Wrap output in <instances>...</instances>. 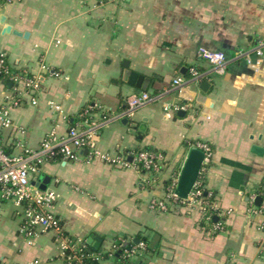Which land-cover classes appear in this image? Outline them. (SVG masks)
Here are the masks:
<instances>
[{
  "label": "crops",
  "instance_id": "1",
  "mask_svg": "<svg viewBox=\"0 0 264 264\" xmlns=\"http://www.w3.org/2000/svg\"><path fill=\"white\" fill-rule=\"evenodd\" d=\"M1 14L13 29L29 33H3L0 23V51H6L9 66L43 82L38 104L23 96L11 110L14 125L0 129L8 153L38 148L51 131L65 135L83 122L86 110L99 118L122 112L132 93L158 95L134 118L98 129L99 152L128 153L132 165L115 166L83 149L79 160H48L35 175L51 176L49 187L59 194L53 211L94 253L136 239L151 251L126 262L104 256L99 264H264V212L255 213L264 202V155L252 151L263 143L264 55L257 70L245 59L230 60L224 74L211 73L183 94L171 89L175 77L191 76L192 67L210 70L201 50L230 56L264 42V0H13ZM124 62L150 78L147 89L123 83ZM206 80L207 92L201 89ZM7 82L0 85V104L13 90ZM177 103L187 109L166 115V106ZM198 142L212 149L201 173L219 220L207 221L198 207L151 211V200L164 197L166 185L179 180ZM141 150L163 152L162 171L135 168L133 156ZM23 213L0 196V264H67L54 232L23 235ZM91 237L101 238L98 247Z\"/></svg>",
  "mask_w": 264,
  "mask_h": 264
},
{
  "label": "built area",
  "instance_id": "2",
  "mask_svg": "<svg viewBox=\"0 0 264 264\" xmlns=\"http://www.w3.org/2000/svg\"><path fill=\"white\" fill-rule=\"evenodd\" d=\"M13 0H0L1 8L5 3ZM109 0H99L104 4ZM264 55V42H260L252 49H239L228 56L221 50H201V56L209 62L211 68L209 71H201L197 67L190 69L191 76L184 79L181 76L175 77L171 84V89L180 94L190 84L199 82L209 76L211 73L224 74L230 60L245 59L249 65L260 67ZM256 56V60H254ZM48 70L47 65H42ZM9 80L13 83V90L7 94L0 104V129L10 128L14 125L11 116V110L18 107L23 102V96H30L33 105L38 104V96L42 88L41 76L30 74L27 69L12 70L8 64L7 53L0 51V85H5ZM167 91V90H166ZM158 95H152L148 91L132 93L127 97L125 109L118 114H103L99 118L93 116V112L86 110L81 113L83 122L71 127L65 135H58L51 131L42 140L41 145L36 149H25L23 153L10 154L0 145V196L2 199L12 201L15 205L23 207V222L21 231L27 239H31L40 234L55 233L56 241L67 264H87L85 251H89L96 262L107 257L115 256L119 250L122 251V257L130 260L136 256H144L150 253L149 246L145 240H139L137 243H126L123 240L115 243L112 248L103 255V253H94L80 237L71 236L65 229L61 219L55 214L53 208L59 199L58 192L50 188L43 190L32 183L35 175L41 171V166L48 160L63 158L67 161L79 160L80 151L87 149L89 156L100 155V157L112 165L128 167L132 165L128 159V153L119 156H112L109 153H100L97 149L98 129L108 122L122 117L134 118L136 112L156 100ZM187 98L188 97H184ZM60 110V106H56ZM185 103H177L174 106H166V115L169 117L173 112L186 110ZM197 148L205 153L203 165H207L212 156L211 147L203 142H198ZM167 162L166 155L161 151L141 150L133 156V165L135 168L144 169L150 173H159ZM202 170V169H201ZM178 180L173 179L166 185L164 197L153 198L150 202V210L157 213L170 212L179 207L193 209L198 207L200 213L207 221H212L214 217H220L218 205L213 201L210 194L204 195L205 180L200 172L199 178L195 182L192 190L186 198H181L176 193ZM257 195V194H256ZM252 197V201L256 199ZM264 212V202L255 207V213ZM216 229H223L221 222H216ZM264 229V225L262 227ZM14 264V263H9Z\"/></svg>",
  "mask_w": 264,
  "mask_h": 264
},
{
  "label": "water",
  "instance_id": "3",
  "mask_svg": "<svg viewBox=\"0 0 264 264\" xmlns=\"http://www.w3.org/2000/svg\"><path fill=\"white\" fill-rule=\"evenodd\" d=\"M6 17L4 14L0 13V23L4 26L3 28V33H14L16 35L19 36H24L25 38H27L29 36V33L25 32L22 33L16 29H13V27L6 23ZM124 69L122 71V81L124 84L138 88V89H147L150 83V78L146 77L145 75L131 70L129 68V64L127 62H124ZM8 84H12L11 82H7ZM211 86V83L206 80L203 81V83L201 84V89L203 91H208L209 88ZM183 113L180 112V115H182ZM127 120V119H126ZM259 141H263L262 145H253L252 147V151L254 153H256L259 156H263L264 155V135H260L259 136ZM87 152V151H85ZM205 157V153L203 150L197 148V147H193L188 156L187 159L185 161V164L182 168L179 180H178V185L176 188V193L179 195V197L181 198H186L188 196V194L190 193V191L192 190L195 182L197 181V179L199 178L201 169H202V165H203V160ZM51 182V176L49 175H45V174H41L39 177H34V179L32 180V183L45 190L47 189V187L49 186ZM262 201V197L259 196L256 200V202L258 204H260ZM215 220H219L218 217H215ZM98 241H101V238L99 237H91L89 238V242L91 244H93L94 247H98L99 243ZM139 241V239H136L135 242L137 243Z\"/></svg>",
  "mask_w": 264,
  "mask_h": 264
},
{
  "label": "trees",
  "instance_id": "4",
  "mask_svg": "<svg viewBox=\"0 0 264 264\" xmlns=\"http://www.w3.org/2000/svg\"><path fill=\"white\" fill-rule=\"evenodd\" d=\"M205 194H208V191L207 190H204V195ZM91 251L92 252H95V250H93V249H91ZM85 259H84V261L87 263V264H98L97 262H96V260L94 259V257L93 256H91L90 254V252L88 251H85ZM105 256H107V254H105ZM115 256L119 259V260H122L123 262H126V261H128V260H125V259H123V257H122V251L121 250H119V251H117L116 253H115Z\"/></svg>",
  "mask_w": 264,
  "mask_h": 264
}]
</instances>
